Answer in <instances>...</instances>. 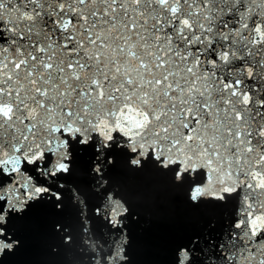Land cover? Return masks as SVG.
Returning <instances> with one entry per match:
<instances>
[{
    "label": "snow or ice",
    "instance_id": "obj_1",
    "mask_svg": "<svg viewBox=\"0 0 264 264\" xmlns=\"http://www.w3.org/2000/svg\"><path fill=\"white\" fill-rule=\"evenodd\" d=\"M89 150L95 206L65 182ZM114 150L228 210L173 264H264V0H0V264L22 247L15 222L63 217L66 192L75 226L56 220L60 243L131 264L136 215L105 191Z\"/></svg>",
    "mask_w": 264,
    "mask_h": 264
},
{
    "label": "water",
    "instance_id": "obj_2",
    "mask_svg": "<svg viewBox=\"0 0 264 264\" xmlns=\"http://www.w3.org/2000/svg\"><path fill=\"white\" fill-rule=\"evenodd\" d=\"M94 153L78 155L73 174L65 182L75 185L89 199L92 206L101 202L103 193L93 192L96 177L91 173ZM115 162L105 164L107 190H114L126 202L132 217L129 222L131 237L128 255L131 264H173L174 250L186 236L201 230L213 220L219 223L227 216V209L193 205L188 199V186L178 185L171 174L157 169L151 162L142 168L129 164L130 156L120 150L113 152ZM103 163V162H101ZM63 217L45 206L15 222L22 247L5 255L3 264H89L86 255L77 251L79 244L65 248L60 237L52 232L56 220L75 226V206L70 196ZM98 239H106L108 225L92 217ZM59 247L60 252L52 251Z\"/></svg>",
    "mask_w": 264,
    "mask_h": 264
},
{
    "label": "clouds",
    "instance_id": "obj_3",
    "mask_svg": "<svg viewBox=\"0 0 264 264\" xmlns=\"http://www.w3.org/2000/svg\"><path fill=\"white\" fill-rule=\"evenodd\" d=\"M3 111L7 112L8 110L7 109H3Z\"/></svg>",
    "mask_w": 264,
    "mask_h": 264
}]
</instances>
